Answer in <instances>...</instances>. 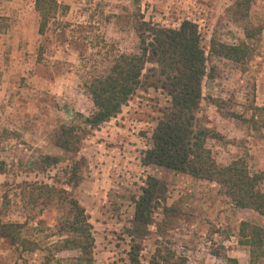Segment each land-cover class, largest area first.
<instances>
[{"label": "rangeland", "instance_id": "obj_1", "mask_svg": "<svg viewBox=\"0 0 264 264\" xmlns=\"http://www.w3.org/2000/svg\"><path fill=\"white\" fill-rule=\"evenodd\" d=\"M58 2L68 10L40 35L35 0H0V162L6 164L0 219L22 224V236L38 246L24 252L0 240V264H79V251L61 249L63 226L72 218L68 197L92 225L94 264H131L133 256L139 264H163L160 249L188 264H227L224 255L250 264L249 249L239 243L240 226L246 221L264 228L263 216L235 208L218 184L143 164L170 102L160 69L155 66L154 77L148 64L142 88L98 129L84 125L95 112L85 86L108 74L117 56L139 53L141 20L165 29L196 24L208 73L197 127L222 135L207 141L219 165L241 159L251 175L264 176V128L253 122L255 109L264 108V33L258 56L241 66L210 53L213 41L238 45L245 39L235 20L237 0ZM250 22L264 26V0H253ZM70 126L81 137L77 152L57 146ZM150 177L161 191L150 223L139 225L136 205ZM41 185L60 193L34 203L32 187Z\"/></svg>", "mask_w": 264, "mask_h": 264}, {"label": "trees", "instance_id": "obj_2", "mask_svg": "<svg viewBox=\"0 0 264 264\" xmlns=\"http://www.w3.org/2000/svg\"><path fill=\"white\" fill-rule=\"evenodd\" d=\"M253 0H237L235 20L241 24L245 39L238 45H228L213 41L211 55L227 59L237 65H248L258 56V43L264 33V26H255L250 22ZM35 9L40 17L39 33L45 35L50 23L55 20L63 7L58 0H35ZM0 26V36L2 33ZM139 53L121 54L116 57L108 74L96 77L86 84V93L91 98L95 112L84 119L89 129H98L116 118L122 108L136 95L143 85V73L148 64L154 66L151 71L160 69L165 77L161 89L170 99L152 136V147L144 153L145 166H157L177 173L189 175L195 179L209 181L225 189L235 208L251 210L264 217V191L262 174L251 175L246 163L239 159L228 166L217 163L207 141L220 140L222 135L209 128L197 127L196 114L202 102V83L208 76L207 56L203 40L196 24L184 21L177 29L160 28L144 20L138 28ZM156 66V68H155ZM156 76V73L153 74ZM212 77V76H211ZM258 120H255V117ZM261 118V119H260ZM253 122L264 128V108H256ZM73 126L64 127L59 135L57 146L67 152L79 151L81 137ZM57 163V159L48 158ZM6 172V164L0 162V175ZM157 179L150 177L143 196L136 205L135 222L147 225L151 221V207L161 191ZM38 197L32 195V201L49 198L59 190L41 185L32 187ZM71 210L72 218L63 226L66 239L61 249L79 251L76 261L79 264H94L93 251L95 239L92 225L85 209L72 198H65ZM23 225L6 223L0 219V240L22 248L24 252L35 251L36 243L22 236ZM240 245L249 249L250 264H264V228L250 222L240 226ZM227 264H240L236 258L223 256ZM157 259L163 264H188L184 257H178L171 251L161 249ZM160 262H154L159 264ZM131 264H139L137 256L131 258Z\"/></svg>", "mask_w": 264, "mask_h": 264}, {"label": "crops", "instance_id": "obj_3", "mask_svg": "<svg viewBox=\"0 0 264 264\" xmlns=\"http://www.w3.org/2000/svg\"><path fill=\"white\" fill-rule=\"evenodd\" d=\"M239 261V260H238Z\"/></svg>", "mask_w": 264, "mask_h": 264}]
</instances>
